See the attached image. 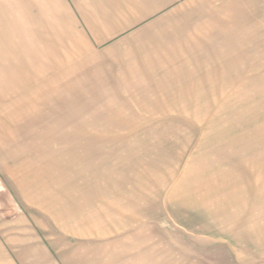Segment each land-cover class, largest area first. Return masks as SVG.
Returning <instances> with one entry per match:
<instances>
[{"label": "rangeland", "instance_id": "rangeland-1", "mask_svg": "<svg viewBox=\"0 0 264 264\" xmlns=\"http://www.w3.org/2000/svg\"><path fill=\"white\" fill-rule=\"evenodd\" d=\"M0 264H264V0H0Z\"/></svg>", "mask_w": 264, "mask_h": 264}]
</instances>
